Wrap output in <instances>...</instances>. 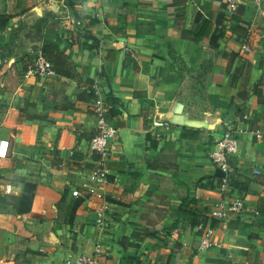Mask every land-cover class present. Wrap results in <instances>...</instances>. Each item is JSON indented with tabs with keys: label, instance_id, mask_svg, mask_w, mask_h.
<instances>
[{
	"label": "crops",
	"instance_id": "obj_1",
	"mask_svg": "<svg viewBox=\"0 0 264 264\" xmlns=\"http://www.w3.org/2000/svg\"><path fill=\"white\" fill-rule=\"evenodd\" d=\"M226 4L0 0V195L17 202L22 183L35 184L30 209L9 218L23 264L71 253L97 264H264V0L233 13ZM59 53L70 74L28 72L36 55L54 64ZM96 97L117 128L105 158L90 147ZM225 127L238 149L223 198L209 154ZM155 196L169 204L149 218ZM222 199L240 211L211 217Z\"/></svg>",
	"mask_w": 264,
	"mask_h": 264
},
{
	"label": "built area",
	"instance_id": "obj_2",
	"mask_svg": "<svg viewBox=\"0 0 264 264\" xmlns=\"http://www.w3.org/2000/svg\"><path fill=\"white\" fill-rule=\"evenodd\" d=\"M248 2H253L256 8H260L262 0H227L226 7L233 13L237 11L239 6L245 5ZM27 66L28 72L35 76H44L53 72L51 62L42 54L36 55ZM94 88L95 86L92 85L93 90ZM93 107L98 119V128L96 134L90 139V147L99 153L102 158H105L110 151V142L116 135L117 128L110 123L107 116V105L101 98H95ZM7 146L8 140L0 139V160L6 156ZM237 149L238 136L231 128L225 127L223 134L216 141V150L209 154L212 165L218 171V189L223 198L227 196L228 190L231 187V178L236 173V166L233 159L236 156ZM105 174V170L95 169L91 172V177L103 178ZM4 192L7 194L11 193L12 185L9 183L5 184ZM77 193V190H73L74 195ZM224 200L222 199L218 207L210 211L211 217L226 220L227 211H240L242 204L239 200H235L234 202L229 201L227 204ZM222 226L225 227V223ZM211 243L210 236L203 240V245H209ZM61 264H97V258L95 255H75L71 253L63 258Z\"/></svg>",
	"mask_w": 264,
	"mask_h": 264
},
{
	"label": "rangeland",
	"instance_id": "obj_3",
	"mask_svg": "<svg viewBox=\"0 0 264 264\" xmlns=\"http://www.w3.org/2000/svg\"><path fill=\"white\" fill-rule=\"evenodd\" d=\"M148 211L145 214L149 218L161 217V212L169 204L162 196H155L147 200ZM16 199L12 195H0V264H23L25 260L19 252L14 254L16 241L13 239L19 236L15 223L10 220V214L14 212ZM7 218V219H6ZM153 229H155L153 227ZM14 242V246L11 243ZM9 262V263H8ZM12 262V263H11Z\"/></svg>",
	"mask_w": 264,
	"mask_h": 264
},
{
	"label": "trees",
	"instance_id": "obj_4",
	"mask_svg": "<svg viewBox=\"0 0 264 264\" xmlns=\"http://www.w3.org/2000/svg\"><path fill=\"white\" fill-rule=\"evenodd\" d=\"M238 9H239V7H238ZM211 44L216 45V38H211ZM58 55L59 56L54 59V61H55L54 64L51 61L52 70L56 71L57 73H59L61 75H68L72 71H74L75 68L73 66V63L68 58H66L63 54L59 53ZM30 61H28V63ZM28 63H27V65H28ZM27 65H26V67L28 68ZM62 65H63V67H62ZM89 95L93 96V89L91 91H89ZM107 116H108V114H107ZM34 191H35V184L29 183V182L22 183V191L18 197V200L16 202V206H15V211L17 214L25 213L30 209V205H31V202H32V199L34 196ZM78 204L79 203L76 202L68 211V221L71 220V216H72L73 212L75 211L76 207L78 206ZM187 213H191V212H187ZM189 215H192V214H189ZM196 216H197V218H199V215H196ZM202 219L203 218H201V220Z\"/></svg>",
	"mask_w": 264,
	"mask_h": 264
}]
</instances>
